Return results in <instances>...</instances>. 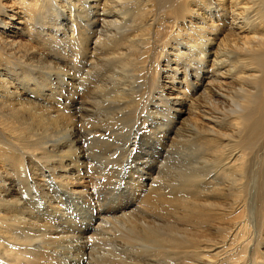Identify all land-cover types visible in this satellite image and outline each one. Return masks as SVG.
Masks as SVG:
<instances>
[{"label":"bare ground","instance_id":"1","mask_svg":"<svg viewBox=\"0 0 264 264\" xmlns=\"http://www.w3.org/2000/svg\"><path fill=\"white\" fill-rule=\"evenodd\" d=\"M16 1L18 9H15L13 1L9 5L8 1L0 0L1 30H7L9 34L16 31V37L24 35L30 38L36 28L42 30L46 26L54 29L69 27L68 29L73 31L71 40L75 35L72 42L77 46L83 44L86 46L91 41L94 45L93 50L96 51V47H101L105 50V54L110 56V61L113 60L112 64L114 63L115 66H112L111 74L110 71L102 70L103 75L110 74V81L107 82L109 87L104 89L101 83L93 86L97 91L104 89V97L97 99L94 93V98L97 100L96 103H93L94 101L91 103L89 116L94 115L92 116L94 125L91 124L90 117L85 118L79 115L77 117L72 114V110L78 114V110H82L84 103L78 100L80 108L72 109L75 104L69 100L70 94L63 95L64 91H62L65 86H71L74 92L85 90L88 83L92 82V77L89 78L91 72H84L85 76L80 79L79 77L68 78L69 83L62 86L60 90L48 89L49 81L43 75L42 77L36 75L38 73L35 71L49 69L45 64L46 58L34 60V56H42L44 53H39L40 49L32 48L24 50L20 59L16 57L21 69L8 64V66L0 67V106L6 105V108L0 107L1 158L4 157L5 150L12 159L16 157L13 151L29 156L32 163L39 165L41 170L44 168L49 172V178L45 181H53L56 188L58 187L69 196L58 194L52 188L51 191H47L48 193L44 191L40 194L47 206L38 201L36 196L38 192L33 190L41 188L42 184L36 178L30 185L32 175L42 177L38 173L40 170L38 168L32 172L31 169L27 171L22 166L18 167L22 170L21 175L15 177L16 181L5 180L3 175V179L0 178V264H103L101 263L103 261L106 264H177L176 260L180 259L183 261L181 264H264V253L259 250V243L258 241L252 243L253 240L249 234L241 241L233 238L223 246L219 243L206 245L203 243L210 242L209 239L203 242L197 238L198 235L197 239L189 236V231L188 235L179 232L172 222L167 221L161 225L162 217L180 216L177 217L178 219L187 216L194 218V215L205 217L206 210L211 209L215 212V203H209L208 200H217L218 196L214 191H220L218 185L226 186L230 198L239 199L241 196L242 177L239 175V168L242 169L247 166V163L250 164L252 159H256L253 148L258 137L264 135V0ZM150 13L160 16L161 23H169L174 28L179 27L178 22L187 19L188 23L198 25L196 28L202 33L197 32L196 38L189 37L188 42H185L183 46L178 44L173 48L174 58L189 56L194 59L197 80L200 74H207L211 81L206 86L212 90L215 85L218 86L215 87L218 92L212 91L209 94V91L205 89L203 96L208 107L207 113L212 116H205L204 112L196 111L202 114L205 120L203 122L200 119V123H190L193 137L178 136L176 143L172 138L169 141V149L174 145L176 149L177 143L181 149L184 148L182 144L191 143L192 151H189V148L182 149L186 150V153L181 151L187 158L194 156L195 151L199 154L196 161H191L187 165L186 171H189L185 175L179 171L178 180H172L173 173L166 172V169L175 171L176 167L173 161L169 160V152L166 150L157 158H163V161L157 169L156 176L151 177V175L146 179L152 183L150 186L155 188L151 187L145 194L151 193L154 199L146 198L143 194L139 197L141 206L134 207V210L131 209L128 213H126L127 210H123L124 208L117 207L116 211L121 217L116 219L117 217H110V204L115 207L117 199L108 196L99 203L96 201L98 211L93 216L89 198L97 196L100 188H105L115 180L124 168L131 139H135L136 143L139 141L136 137L137 131L134 132L135 130L128 128L123 132L117 126L120 125L118 122L121 121L122 112L126 111L125 106L128 104L126 99L137 94L133 91L139 79L137 80L138 77L136 78L133 74L136 71L133 69L135 65L129 57L133 54L139 57L147 54V48L151 45L152 39L146 38L148 37L146 34L130 39L129 37L136 30L142 31L145 23H141L140 20ZM153 22L152 19L151 23ZM180 30L177 31L178 34ZM207 30H211L213 34L221 32L223 41L216 45L217 43L211 37L201 36ZM155 41L156 38L151 42L155 43ZM16 42L15 39L8 44L11 48H15ZM124 42L128 43V52H122L120 49L123 48L121 44ZM215 45L216 48H214ZM0 48L2 49L1 44ZM87 48L82 50L84 55ZM9 53L7 54L14 55L11 51ZM90 53L94 55L95 52ZM110 68L109 70H112ZM172 71L174 75L172 79L170 78L171 82L175 81L178 70L175 68ZM59 76L65 81L68 74L59 71ZM189 76L191 75L185 74L186 89L191 83H189ZM199 82L201 88L203 81ZM57 84L60 85V83ZM222 84H234L232 92L229 89L222 92ZM198 85L195 82L191 83L190 95L199 90ZM220 99L225 104H229L228 114L221 112L217 107ZM178 100L176 102L183 105L189 99L184 93ZM95 104L97 108L94 107ZM172 106L170 105L168 109L170 124L178 118L177 114L181 111V109L172 110ZM190 108L195 109L193 105H190ZM108 122H110L109 131L106 129ZM225 123L232 132L237 134V137L232 136L233 134L228 137V146L234 148L236 145L237 149H241L232 152L226 158L225 153L220 152L223 146L218 140L222 138L220 139V134L215 130V127H224ZM82 126H85V133L80 129ZM118 130H120L119 133ZM119 136L123 138L125 136L127 141L117 145L116 148L112 144H109V148H103L105 143H113ZM176 136L177 134L174 135ZM203 138H207V146H199L201 141L199 139ZM233 138H237L239 142H234ZM3 160L7 161V159ZM210 166L216 170V175L209 172L210 169L207 173L205 172V169L207 170ZM218 168L221 169V173H217ZM3 173L9 175L8 171ZM93 175L99 176L94 179L95 182L87 184L88 181L85 182V178H92ZM249 175L253 178L250 187L253 199L261 200L264 205V189L261 190L258 187L255 181L256 176L252 172ZM100 177H103V181ZM209 177L213 178L214 183L208 181ZM74 182L81 190L72 189ZM18 185L22 186L17 188V193L13 197L8 196L16 190L15 186ZM138 186L140 188L141 185ZM198 189L212 194L211 196L205 194L208 202L200 201L204 203L203 205L198 202L190 203L189 197L187 198L192 193H195L193 195L195 197ZM58 195L69 199L72 205L69 213L64 214L58 207L63 205L61 201L56 203L62 200ZM71 195L73 197H70ZM233 203L236 204V202ZM232 206L234 205H231V208ZM68 210L69 208L67 212ZM249 211L253 213L251 208ZM78 212L81 215L79 218ZM73 213L76 217H73ZM170 218L168 219L172 220ZM246 225L247 223L240 227L243 235L247 233ZM110 230L113 233H110ZM233 255H235L234 261H231L229 257Z\"/></svg>","mask_w":264,"mask_h":264},{"label":"rangeland","instance_id":"2","mask_svg":"<svg viewBox=\"0 0 264 264\" xmlns=\"http://www.w3.org/2000/svg\"><path fill=\"white\" fill-rule=\"evenodd\" d=\"M6 1H8L9 5H10L11 1H13L14 5H15V9H18V3L16 0H11V1L6 0ZM88 2H90V0ZM85 5L87 6L86 3H85ZM60 6H62V5H60ZM149 9H151V8H149ZM152 19L154 21L153 23H151ZM140 21H141V23L142 22L145 23L144 27L142 28V31L140 32V31L136 30L137 32L136 31L133 32L132 35L129 37V39L132 37H137V36H141L143 34H146L148 36L146 38H149V39L152 38L150 40L151 45L148 46V48H147L148 49L147 54H143L142 57H139L138 55H135V54H133V55H131V57H129V60H133L134 65H135V68H133V69L136 71L133 70L134 71L133 74L136 76V78L138 77L137 80L139 79L138 82L136 83L137 86L134 88V91H133L137 94L126 99V102H128L127 106H125L126 111L122 112L121 117H120L121 121L118 122L120 125L117 126L118 129L122 130L123 132H125L128 128H132L133 130H135L134 132L137 131L138 134L136 137L139 138V141L136 143L135 139H131V144L129 145L130 150L128 149V151H127V152H129L128 153L129 156L127 155V160L123 166L124 168L122 169V171L119 172V175H118L119 177L117 176L115 178V180L117 182L115 180H113V182H110V184H108L105 188H100L98 190V192H97L98 197L92 196L91 198H89L90 200L88 199L90 201V204H91L90 208L93 210V212H92L93 216H95L97 214L98 210H96L97 209L96 207H97L98 203L100 201H103L104 199H106L108 196H110V197L113 196L114 199H117V201H115V203L117 202V204H115V207L111 206V204H110V217H117L116 219L121 217L120 214H118L119 212L116 211L118 208L119 209L124 208L123 210H127L126 213H128L131 209L134 210V207L141 206V202L139 203V201H141V199L139 200V197L140 196L142 197L143 194H145L147 192V190H149L151 187L155 188V186H150L152 183L150 181H146V179H148V177H150L151 175H152L151 177L156 176L157 169L160 167L161 162L163 161L162 160L163 158H161V159H157V158L159 155L164 154V152L166 150L169 152L168 157L170 159L169 158L168 159L172 160L174 163V167H176L175 171L173 169H169V170L166 169V172L173 173L172 174V180H174V181L178 180L179 171L185 175V173L187 171H189V170L186 171V168L188 167L187 165L191 161H193V162L196 161L197 158L199 157V154H198V152L195 151L194 156H192L191 158H187L184 156V154L181 151L186 153V150H182L184 148H189V151L190 150L192 151L193 146L191 143L188 142V143L182 144L184 146V148H182V149H181L180 145H178V143H177V145H176L177 150H176L174 148L175 145H174V147L171 146L170 149L168 148L169 141L172 138L173 141L175 140L174 142L176 143L178 136H184V137H186V136L190 137L191 136V137H193L191 134V129L189 127L190 123H195V122L200 123V121H201L200 119H202V121L205 120V119H203L202 114L200 115L196 111H198L200 113L204 112L203 114H205V116L211 115V114L207 113L208 107L206 104V100L203 99L205 89H207L209 91V94H211L212 91L218 92V90L215 88L218 86L215 85L213 88L214 90L209 88V86H206V84L209 83V81H211L210 78L207 77V74H202V75L200 74V77L197 80V77H196L197 72L194 71V65H195L194 59L190 58L189 56H183V57L181 56L179 59L174 58L175 52L173 51V48L177 47L178 44L180 46H183L185 44V42H188L189 37L196 38V35H198L197 32L201 31V30L197 29L198 28L197 24L193 23L196 26L192 25V24L188 23L189 21L187 19V20L178 22L177 25L179 27L177 26L178 28H176V26H175V28H174L169 23L168 24L167 23H161V17L160 16L158 17V15H156L155 13H150L147 16H144ZM200 27H202V26L200 25ZM68 28L69 27H62V28L54 29V28H51L50 26L49 27L46 26L45 28H42V30H39V29L37 30V28H36L33 30L34 34L32 36H30V38H27L24 35H21L20 37H16V35H15L16 31L9 34V31H7V30L5 31V30L0 29V40H1L0 44L2 45V49L0 48V67H3L4 65L5 66L13 65L14 68H20L18 65L19 62L16 59V57H19V59H20L21 53H23L24 50H26L27 48H32V49H40L39 53H41V54L44 53L46 55V56H44V54H42V56L38 55L37 57L34 56L33 58H34V60H37L38 58H46L47 63H45V64L49 67V69L48 70L38 69L35 71H36V73H38L36 75H39V77H42V75H43L49 81V84L47 85L48 89L52 88V90H54L55 88H57L58 90H60L62 86H65L66 84L69 83L70 80L68 78L71 77V78L77 79L79 77V79H80V77L85 76L84 72H86V71L91 72V75L89 76V78L92 77V82L88 83V86L85 89L86 92H84L85 91L84 89H83V91L77 90L78 93L74 92V90L71 89V86H65L62 88V91H64L63 92L64 94L63 93L62 94L67 95V93H69L70 94L69 100H71V102L73 101L75 104L72 109L77 108V110H78V107L80 108V105H78L79 101L84 103L82 110H78V114H75V110H72V114H74L77 117L82 116V117L88 118V117H90L89 113L91 112V110H90V107L92 106L91 103L93 101H94L93 103H96L97 99H101L104 97V89H105V87H109V83H107V82L110 81L109 77H110V74L113 72V67L115 65H114V63L112 64L113 60L110 61V59H111L110 56L107 53L105 54V52H104L105 50H103L101 47H96V51H94L93 50L94 45L91 44V41H90V43H87L86 46H85V44H83L82 46L81 45L77 46L74 42H72V41H74L75 35L73 36V39L71 40L72 35H73L72 34L73 31L71 29H68ZM179 30H180V33L178 34L177 31H179ZM158 33H160V35ZM200 33H202V32H200ZM203 33L204 34L201 36H204V37L207 36V38L211 37L217 43L216 45H219V43H221V41H223V39H224L223 34H221V32L216 33L217 35L213 34L211 32V30L210 31H208V30L204 31ZM164 34H165V37H164ZM155 38H156L155 43H152L151 41H153ZM170 38H172L173 40L172 39L169 40ZM11 39L12 40L16 39V41H17L15 43V45H16L15 48H11L10 44H8L12 41ZM190 39L192 40V38H190ZM3 44H6L7 46L3 45ZM121 45H123L122 46L123 48H120L121 51L122 52H128V49H127L128 43L124 42ZM159 45H161V46H159ZM216 45L214 48H216ZM154 46L156 47V49ZM160 47H161V49H160ZM85 48H87L86 55H84L83 51H82ZM179 48L182 49L181 47H179ZM29 50H31V49H29ZM159 50H161V51H159ZM10 51H11V54H14L15 56L14 55H12V56L8 55V54H10L9 53ZM89 51L92 53L95 52L94 55H91V53ZM162 51H164V52H162ZM182 51H183V49H182ZM159 54H161V55H159ZM2 58H3V60H2ZM95 66H97V67L94 68ZM25 68H27V67H25ZM109 68L112 70H109ZM175 68L178 70V72H177V75L175 76V81L171 82V79L174 75V72L172 70ZM94 70H95V72H94ZM102 70L110 71V74H104L103 75ZM59 71L66 72L68 74V76L65 77V79H66L65 81L63 80V78H60ZM22 72H23V69H22ZM17 73H19V71H17ZM185 74L191 75V76H189L190 77L189 83L191 82L193 84L195 82V83H197V85L199 84L198 85L199 90H197L195 92V94H193V95H190L191 91H189V89L191 88V83H190V86L186 89ZM209 77H210V75H209ZM86 78L89 79L88 77H86ZM199 81H203L201 88H200V82ZM221 81H222V79H221ZM57 83H60V85ZM92 83H93V85H92ZM98 83L102 84V86L104 88L102 91L101 90L97 91L94 88L95 86L98 85ZM34 84H36V82ZM51 85H52V87H51ZM221 86H222V92H225V90L226 91L228 89L231 90L234 87V84H230V85L229 84L228 85L222 84ZM79 89H81V87ZM187 91H189V92L187 93ZM231 92H232V90H231ZM94 93H95V97L97 99L94 98ZM184 93L187 94V99H189V100H187V102L185 101V103L182 105V103H178V102H176V100L181 98L182 94H184ZM126 95H128V93H126ZM139 95H141V96H139ZM142 97H143V99H142ZM218 101L219 102L217 104L218 105L217 107L219 108V110L221 112L223 111V112H226L228 114L229 109L227 107L229 106V104L226 103L227 104L226 105L224 102H222V99H220ZM129 102H130V105H129ZM79 104H80V102H79ZM102 105L104 106V104H102ZM170 105L171 106L173 105L172 110L181 109V111L178 112V114H177L178 118L176 120H174V122L172 124H170V121H169L170 112H168ZM190 105H193L195 107V109L191 110ZM96 106L97 105L95 104L94 107H96ZM179 106H182V107L179 108ZM0 107L6 108V105L2 104ZM127 110H128V113H127ZM136 110H137V112H135ZM83 111H86V112H83ZM113 112H114V109H113ZM92 116H94V115H92ZM92 116L90 117V120H91V124L94 125L92 123V119H94V117H92ZM221 116H222V114H221ZM221 116L219 115V117H221ZM126 117H127V119H125ZM213 117L217 118L218 120L220 119L217 116H213ZM107 126L108 127L106 129L109 131L110 130V122H108ZM215 128H216L215 130L218 131L217 133L220 134V139L222 138L221 140H218V141H221V145L223 146V150H220V149L219 150H220V152L222 151L223 153H225L224 154L225 158L228 157L229 155H231L232 152H237L236 150H239V148L237 149L236 145L234 148H231L228 146V144H229V142H228L229 138L228 137L231 134H233L232 136L237 137V134L232 132V130L230 129V127L226 123L224 124V127L218 126ZM80 129L83 133H85V126L80 127ZM120 130H118V133ZM175 134H177L176 137H174ZM125 139H127L125 136H124V138L119 136L117 138V141H114L113 143H111V142L105 143L103 148H109V144H112L116 148L117 145L126 142L127 140H125ZM206 139L207 138L199 139V140H201L199 146H203V145L207 146L206 145L207 144ZM233 139H235L234 142H239V140H237V138H233ZM55 140H56V138H55ZM132 145H134V146H132ZM196 145H197V142L195 143V146ZM127 146H128V144H127ZM103 148H102V151H104ZM239 151H238V153H240ZM6 152L7 151L5 150V152L3 153V156H4L3 158H1V156H0V161L3 162V163L0 162V170H1L0 178L1 179H3L2 176L4 175L5 180L6 179H13L14 181H16L15 177H18V175H21L22 169H19L20 166H22L27 171L29 169H31L32 172H34L36 170V168H38V169H40L38 171V173L41 174L42 177L41 176L37 177L36 175H32V177H30V179H31L30 185H32V180L35 181L36 178H37L36 180L38 182H41V184H42L41 188H39V189L37 188V189L33 190V191L38 192L36 194L38 201H40L44 206H47L45 200H43L41 198L40 194L44 193V191L49 192L52 190V188H54L55 192H57L58 194H63L64 196L66 195V192L60 191L58 189V187L56 188L53 181H45V179L49 178V175H48L49 172L45 171L44 168H42V170H41V168L38 167L39 165L32 163L29 156L23 155V154H21V152L16 153L13 151L12 153L13 154L15 153L16 157H14L12 159V157L8 156L6 154ZM253 153H254L256 159L255 160L252 159V162H250V164L247 163V166L242 167V169L239 168L240 169L239 175L242 177L241 186H240L242 189V193L240 194L241 196L239 199L238 198H232V197L230 198V196L228 195L229 192H228L226 186L218 185V188L220 189V191H214L216 193L215 195L218 196L217 200L216 199L208 200L209 203H213V202L215 203L214 204V207L216 208L215 212H212L211 209L206 210L205 217L198 216L199 218L197 217V215H194V218L191 216H187L190 218L186 217V218H181V219L177 218L180 216H175L173 218L162 217L161 218V221H162L161 225H164L167 221L172 222L174 224L176 230H178L179 232L181 231L182 233H185L187 235L189 233V236L191 235L194 238H196V236L198 235L197 238L203 242L205 240L209 239L210 242H208V243L204 242L203 243L206 245L213 244V243L214 244L219 243L220 246H223L225 243L227 244V242L231 241L233 238L241 241V240H243V238H245V236L247 234H249V236H251V238L253 240L252 243H255L258 241L259 250L262 253H264V224H263L264 223V217H263L264 216V205H263L261 200L258 201V199H253V193H252V190L250 188L252 186L253 178L251 175H249L252 172L253 175L256 176L255 181L257 182L258 187L261 188V190H263L264 189V135L258 137L256 144L253 148ZM18 154H20L21 156ZM94 158H96V157H94ZM3 159H7V161L3 160ZM18 162L20 165L18 164ZM157 164H159V165H157ZM209 169H210V171H209ZM4 171H8L9 175L3 173ZM42 171H44L43 174H42ZM208 171L213 172L216 175V170L213 169L211 166L209 168H207V170L205 169L206 173ZM217 173H221L220 168L217 169ZM98 176L96 177L95 175H93V176H91L92 178L87 177V178H85V182L88 181L87 184L93 183V182H95L94 179L98 178ZM139 176H141L140 179H139ZM100 178L102 179L103 177H100ZM102 181H103V179H102ZM208 181L213 182V178L209 177ZM136 182H138V184H136ZM49 185H50V187H48ZM138 185H141L140 188ZM19 186H22V185L15 186L16 190L14 192L12 191L8 196L13 197L17 193L16 191H17V188ZM87 186L90 187L91 185H87ZM72 189L79 191L80 188L77 185V183L75 185V182H74ZM258 189H257V191H258ZM197 191H198V194L196 193L195 197L193 196L195 193H192V194L187 196V198L189 197V202L190 203H192V202L197 203L198 202V204H202V202H200V201L208 202V201H206V195L205 194H207V196H211L212 194H209L208 192H206V190H204L205 192H203V189H198ZM200 192H202V193H200ZM63 195H58L61 197L60 199H62V200H58L56 203H59L60 201H61V204L63 203V205H58V207H60V209H62V212H64V214H65V212L69 213V211L71 209L70 207L72 205L70 204L69 199L65 198ZM204 195H205V197H204ZM220 195H222V196H220ZM145 196H146V198L149 197L151 199H154V197L151 195V193L148 195L145 194ZM198 196H200L201 198L203 197L204 199L202 198L203 199L202 200ZM67 197H69V196H67ZM70 197H73V195H71ZM221 197H222V199H221ZM197 198L199 201L195 200ZM63 200H64V202H63ZM215 200H216V202H215ZM250 200H251V203H249ZM233 202H236V204H234ZM78 203L79 202H77V204ZM231 205H234V206H232L233 208H231ZM68 208H69V210L67 212ZM249 208H251L253 210V213H250ZM72 215H73V217H76L74 215V213ZM77 216H78V218L81 216L79 212L77 213ZM168 218H170L172 220H169ZM177 220H178V222H177ZM245 223H247V225H246L247 226V233H245V235H243V233L240 231L241 230L240 227ZM78 226H79V224H78ZM179 228H180V230H179ZM92 229H94V227ZM111 232L112 231L110 230V233ZM213 233H215V234H213ZM193 234H195V235H193ZM223 234L226 236L224 237ZM239 234H240V236H239ZM221 237H223V238H221ZM216 239H218V240L215 241ZM224 240H225V242H224ZM218 245H216V246H218ZM226 250L228 252V249H226ZM234 257H235V255L230 256L229 259H231V261H234ZM178 259H179V257H178ZM101 263L106 264V262H104V261ZM176 263L181 264V263H183V261H181V259L176 260Z\"/></svg>","mask_w":264,"mask_h":264}]
</instances>
